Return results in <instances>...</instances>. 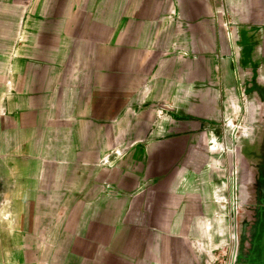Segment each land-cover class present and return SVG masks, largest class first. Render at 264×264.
<instances>
[{
  "label": "crops",
  "instance_id": "crops-1",
  "mask_svg": "<svg viewBox=\"0 0 264 264\" xmlns=\"http://www.w3.org/2000/svg\"><path fill=\"white\" fill-rule=\"evenodd\" d=\"M263 116L264 0H0V264L240 255Z\"/></svg>",
  "mask_w": 264,
  "mask_h": 264
},
{
  "label": "flooded vegetation",
  "instance_id": "flooded-vegetation-1",
  "mask_svg": "<svg viewBox=\"0 0 264 264\" xmlns=\"http://www.w3.org/2000/svg\"><path fill=\"white\" fill-rule=\"evenodd\" d=\"M241 142V153L246 158V162L248 163H246L247 181L249 183H255V221L252 222L253 225H251L250 227V238L247 239L248 243L250 244L248 246L249 248H245L246 245H242V247L240 248V255L238 253V255L236 256L238 243L237 241H234V243L230 246L229 253L227 256L228 259L224 264H227L229 261L231 264H264V259H262V250H264V245L262 242H258L260 241V237L263 235L262 229L264 227V116L263 123L259 126L256 137L253 140H242ZM239 152L240 151L233 148H230L228 151H226V153H228V155L234 158L235 160L238 157ZM241 157L242 156L240 155V159H242ZM246 188H249V194L247 197V192H245V198L246 200L247 198L251 200V187H247L246 185ZM244 225L246 229V220L244 222ZM243 236L245 239V235ZM232 247L233 254L231 257L230 253L232 251ZM254 250L257 252V257L255 258L257 259L256 262H252V260L249 261L250 256L248 257V255H250ZM243 251H245L246 254L245 258L241 256V253H243ZM241 258H243L244 260L240 261Z\"/></svg>",
  "mask_w": 264,
  "mask_h": 264
},
{
  "label": "rangeland",
  "instance_id": "rangeland-1",
  "mask_svg": "<svg viewBox=\"0 0 264 264\" xmlns=\"http://www.w3.org/2000/svg\"><path fill=\"white\" fill-rule=\"evenodd\" d=\"M236 173H237V171L235 172V174ZM254 184H255L254 182H250V183L248 181L246 182L247 187H251L250 188V191H251L250 193L252 195V198H251V200L249 198H247V200H246V209H247V212H246V223H247V226H246V229H245V239L250 238V231H251L250 227H251V225H253L252 222L255 221L254 208H255V205H256V200H255L256 192H255V185ZM246 192H247V197H248L249 188H246ZM236 237H237V235H235V238ZM240 237H241V234H240ZM247 247H248V241L246 242L245 248H247ZM232 249H233V247H232Z\"/></svg>",
  "mask_w": 264,
  "mask_h": 264
},
{
  "label": "trees",
  "instance_id": "trees-1",
  "mask_svg": "<svg viewBox=\"0 0 264 264\" xmlns=\"http://www.w3.org/2000/svg\"><path fill=\"white\" fill-rule=\"evenodd\" d=\"M262 202H263V201H262ZM262 232H263V233H262L263 235L260 237V241H258V242H260V243L262 242L263 245H264V227H263V229H262ZM262 255H264V250H262Z\"/></svg>",
  "mask_w": 264,
  "mask_h": 264
},
{
  "label": "water",
  "instance_id": "water-1",
  "mask_svg": "<svg viewBox=\"0 0 264 264\" xmlns=\"http://www.w3.org/2000/svg\"><path fill=\"white\" fill-rule=\"evenodd\" d=\"M237 241L239 242V234H237ZM238 246H239V244L237 245V249H238ZM232 254H233V249H232V251H231V253H230V256L232 257ZM236 256H237V252H236Z\"/></svg>",
  "mask_w": 264,
  "mask_h": 264
},
{
  "label": "built area",
  "instance_id": "built-area-1",
  "mask_svg": "<svg viewBox=\"0 0 264 264\" xmlns=\"http://www.w3.org/2000/svg\"><path fill=\"white\" fill-rule=\"evenodd\" d=\"M227 259H228V258H227ZM227 259H226V260H227ZM225 262H226V261H225ZM227 264H231L230 261H229Z\"/></svg>",
  "mask_w": 264,
  "mask_h": 264
}]
</instances>
